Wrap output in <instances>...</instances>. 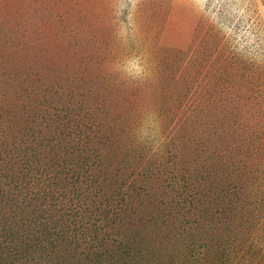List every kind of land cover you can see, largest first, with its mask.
I'll return each mask as SVG.
<instances>
[{"label":"rangeland","instance_id":"374dc122","mask_svg":"<svg viewBox=\"0 0 264 264\" xmlns=\"http://www.w3.org/2000/svg\"><path fill=\"white\" fill-rule=\"evenodd\" d=\"M0 264H264V0H0Z\"/></svg>","mask_w":264,"mask_h":264}]
</instances>
